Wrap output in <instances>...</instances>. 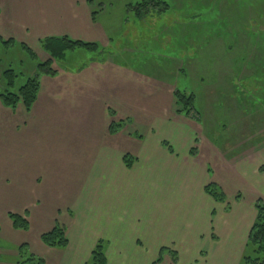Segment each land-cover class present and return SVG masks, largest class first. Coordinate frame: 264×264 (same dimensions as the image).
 Here are the masks:
<instances>
[{"label": "crops", "instance_id": "0c3cea01", "mask_svg": "<svg viewBox=\"0 0 264 264\" xmlns=\"http://www.w3.org/2000/svg\"><path fill=\"white\" fill-rule=\"evenodd\" d=\"M95 19L88 0H0V36L34 48L49 37L99 42L104 33ZM68 71L41 78L30 111L0 100V172L8 181L0 213L8 203L9 211L30 209L29 230L11 221L0 229V264H14L18 255L8 243H28L46 264H87L99 240L108 264H153L163 247L178 253L176 264H240L256 199L264 198V151L238 166L223 161L199 137L200 122L176 114L171 85L161 79L100 61ZM112 109L126 123L139 121L143 138L128 123L111 134ZM210 181L224 190L226 203L206 192ZM241 190L246 195L238 199ZM56 223L66 230L65 248L41 240ZM171 258L162 264H174Z\"/></svg>", "mask_w": 264, "mask_h": 264}, {"label": "rangeland", "instance_id": "374dc122", "mask_svg": "<svg viewBox=\"0 0 264 264\" xmlns=\"http://www.w3.org/2000/svg\"><path fill=\"white\" fill-rule=\"evenodd\" d=\"M88 1L104 33L101 41L95 43L105 51L91 52L75 47L58 62L41 44L39 49L1 36L11 43H0V64L16 70V88L38 72L39 64L47 61H52L58 75L61 71H85L92 62L105 59L100 63H118L126 69L161 79L171 85L173 93L175 87L186 94L195 93L200 117L193 120L200 122L198 135L216 147L225 158L223 161L238 166L245 160L260 158L259 154L264 151V0H166L169 4L166 11L143 18L127 8L136 0ZM43 76L53 75L43 74L41 78ZM174 108L176 112V100ZM110 117V126L123 121L120 131L128 123L129 131L143 138L144 128L139 121L130 118L126 123L122 113L114 109L110 110ZM110 126L109 132L116 134L110 131ZM197 143L198 139L191 147V150L195 147L196 155L199 154ZM209 168L211 171V165ZM260 172H264V162ZM1 178L0 172V189L8 188V181L5 185ZM249 181L261 183L251 177ZM244 189H249L247 183ZM243 190L238 192V199L245 197ZM10 209H13L10 203L2 207L0 229L7 221L16 228L10 213L27 218L28 210L30 212L29 208L21 213ZM1 238L0 235V245ZM21 247H24L23 253L34 254L28 243L15 246L8 243L9 250L18 252L14 264L22 257ZM11 260L12 255H8L6 261ZM3 261L0 256V262Z\"/></svg>", "mask_w": 264, "mask_h": 264}, {"label": "trees", "instance_id": "16d2710c", "mask_svg": "<svg viewBox=\"0 0 264 264\" xmlns=\"http://www.w3.org/2000/svg\"><path fill=\"white\" fill-rule=\"evenodd\" d=\"M127 8L130 11H135V15L138 18H143L144 15L146 16L166 11L169 8V4L166 0H136L135 3L133 1L130 2ZM0 43L9 45L11 41H7L0 36ZM40 44L42 48L58 62H62L66 58L67 51L75 47L85 48L91 52L101 51L100 53H103L105 51L104 48L99 47L96 43L75 40L67 36L45 38L40 41ZM98 61L102 62L105 61V59L100 60L99 58ZM56 71L57 70L52 67V61L39 64L38 72L30 76L19 88H16L18 73L14 68H3L0 64L1 102L3 105L13 110L22 103L26 110L30 111L38 98L41 86V76L43 74L54 76L56 75ZM174 97L176 100V113L196 120L200 117V112L196 107L195 93L186 94L175 87ZM123 125V121L113 122L110 126V131L112 133H117L122 129ZM196 153L197 151L194 147L191 150V154L196 155ZM124 160L127 167H132L133 159L130 156L126 155ZM205 190L217 202L227 201V196L224 190L216 183H208ZM255 207L257 211L256 218L251 228L246 251L244 252L240 264H264V200L258 199L255 203ZM9 216L16 228L24 230L29 229V221L26 217L16 213H10ZM41 239L50 247L65 248L68 245L66 230L60 225V223H56L51 231L44 233L41 236ZM23 248L24 247L20 248L22 257L17 264H46L45 260L40 256L27 252L23 253ZM166 253H169L175 263L178 261V254L175 250L163 247L160 251L159 258L153 264H162ZM87 264H108L106 257V242L104 240H99L96 243Z\"/></svg>", "mask_w": 264, "mask_h": 264}]
</instances>
